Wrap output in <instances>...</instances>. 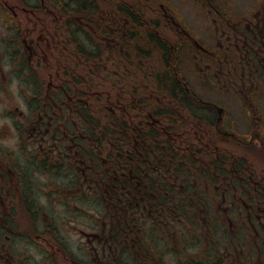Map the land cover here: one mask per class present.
I'll list each match as a JSON object with an SVG mask.
<instances>
[{
	"label": "flooded vegetation",
	"instance_id": "flooded-vegetation-1",
	"mask_svg": "<svg viewBox=\"0 0 264 264\" xmlns=\"http://www.w3.org/2000/svg\"><path fill=\"white\" fill-rule=\"evenodd\" d=\"M46 4V0H43L42 8ZM22 5L24 6L23 3ZM209 9L207 14L212 18V27L215 28L213 35L219 43L217 48L202 44L180 20H176L164 8L163 18L167 28L176 31L180 38L175 45L176 54L182 53L184 45H187V53L191 56L195 71L198 67L197 74L200 72L205 76L202 78L201 88L210 85L215 87L213 83H209L215 76L222 83L221 89L216 92L226 102V107L207 101L204 96L197 94L180 76L179 70H175L191 111L179 110L178 106L174 107L164 101L166 97L162 92L154 90L152 94L148 90V103L145 106H151V110L152 105L158 106L159 116H154L153 111L148 110L146 114L151 121L143 125L148 140L156 142L153 143L154 146L159 147V153L155 154V147L149 145L150 156H161V160L168 159L175 163L185 162L193 147L192 156L196 163L186 166L178 173L177 165L167 168L165 164L160 166L145 163L132 153L124 159L130 172L121 173V176L128 178L134 185L130 190L134 211L130 212L129 217L141 215L143 218L141 227L136 228L156 235L163 234L167 240L163 243L159 238L154 241L146 240L126 220L124 237L114 241L111 234L115 228H122V225L120 220L113 219V210L109 209H115L116 205L109 203L113 197L107 192V186L104 190L93 191L92 186L87 185L90 180L85 178L82 168L78 170L82 176H77L70 183L59 177L58 173L55 176L32 164L39 152L49 154L52 162L55 159L62 160V165L70 162L71 153L79 147L72 144L74 139L66 128L61 131L58 127H52L51 133L49 126L44 134H53L52 139H47L46 136L38 138L37 123H31L26 128L31 129V137L23 138L20 124L26 123L19 118L18 122L13 120L16 140L18 138L16 153L10 150L0 155V164L1 158L18 164L17 169L12 170L17 185L21 184L18 201H0V264H39L35 254L45 258L48 264H264V174L260 171L259 180L248 175L245 157L232 153L234 147L243 150L250 146L264 152V10L248 11L239 21H235L223 9L215 6H210ZM22 12L36 14L38 10L25 7ZM6 13L7 3L0 8V17ZM11 15L13 18L16 16ZM19 27L16 25L15 30H12L17 34L15 39H11L12 47H16L20 53L17 62L19 69L12 71V74L20 80V90H27L26 94L34 102H39L41 92L47 90L56 95L52 91L54 84L50 83L56 73L51 75L40 59H35L26 37L27 32ZM154 33L171 50L174 49L157 31L154 30ZM19 37L21 41L18 40ZM49 41L54 48L53 35ZM2 48L0 46V54ZM174 60L177 62L178 58ZM162 61L164 66L165 58ZM202 62L205 67L199 66ZM151 63L154 62L149 57L144 61L148 68ZM40 64L48 70L47 81L37 70ZM135 76L142 77L139 74L131 75ZM258 99L260 105L255 104ZM229 105L239 115L233 110L232 115H229L226 110ZM252 106L257 113L255 117ZM242 109L251 117L249 129H255L252 142L236 132L238 126L241 127ZM50 110L49 103L42 106L27 105L29 114L34 112L39 118L41 113H45L47 119H51ZM23 114L19 113L21 117ZM232 117H237V122ZM57 124L63 127L61 123ZM57 134L60 136L57 137ZM56 139H60L63 146L58 148V142L50 141ZM216 142L224 143L228 148L218 149ZM212 153L216 154L212 156ZM260 155L263 156L264 153ZM40 156L43 157L42 154ZM117 165L123 171L118 161ZM12 170L0 167L2 190H5L6 177L9 173L12 174ZM33 172L41 175L47 173V181L41 191L37 188L34 190L36 183L32 178ZM67 175L70 178V174ZM4 192H0V198L6 195ZM89 192L93 198L85 202L84 197ZM120 203L119 200L117 208H120ZM87 214L107 216L110 222L101 217L93 221L85 217ZM22 215L27 218L31 232L22 229ZM107 231L110 232L109 235L106 234ZM246 231L252 236L249 246L244 242ZM72 235L77 240L72 239ZM82 239L85 241H80ZM53 253L56 256L61 253L66 258L65 261L54 259Z\"/></svg>",
	"mask_w": 264,
	"mask_h": 264
},
{
	"label": "trees",
	"instance_id": "trees-1",
	"mask_svg": "<svg viewBox=\"0 0 264 264\" xmlns=\"http://www.w3.org/2000/svg\"><path fill=\"white\" fill-rule=\"evenodd\" d=\"M126 1H49L55 9H59L63 18L59 35L61 39L55 41L53 48L59 55L60 66L54 72L56 76L52 91L56 95H49L51 119H47L45 113H41L40 118H35L36 134L38 138L46 136L47 139H52V127H58L61 131L66 128L74 139L72 144H77L79 149L76 147V151L70 155V162L65 165L60 164L63 163L62 160L55 159L52 162L49 154L41 152L39 156L35 155L36 159L32 162L45 172L55 176L58 173L59 177L70 183L77 176H82V173L78 172L82 168L85 178L90 180L87 185L90 184L93 191L104 190L107 186V192L113 197L109 203H115L117 208L119 200L121 201L120 208H109L113 210V219L120 220L122 225V228H115L112 232L114 241L124 237L126 220L135 226L138 235L146 233L144 229L136 228L141 227L143 223L141 215L129 217L130 212L134 211V201L130 194L134 185L128 178L121 176L122 172H130L124 163L128 155L135 153L134 157L142 162L160 166L165 164L167 168L177 165L178 173L186 166L196 163L192 156L193 147L185 162L175 163L168 159L161 160V156H150L149 145L154 146L153 143L156 142L148 140L143 125L151 121L147 117V111H153L154 116H159V107L152 105L151 110V106H145L148 103L146 91L150 90L152 94L154 90L157 93L162 92L166 97L164 101L174 107L178 106L179 110L187 112L191 109L185 99L184 88L175 75L174 53L154 33L158 27V19H146L137 2ZM22 2L27 8H39L28 0ZM154 46L162 51L165 58L163 67L151 63L148 68L144 64ZM129 72L131 75L139 74L142 77H131ZM35 86L38 87L37 84ZM45 100L40 95L39 102L33 101L32 106H42L46 104ZM57 123H61L63 127H59ZM49 126L51 133L45 135L44 130ZM59 136L57 134V137ZM59 140L50 141L58 142L59 148L64 144ZM155 150V154H158L159 147H155ZM117 161L123 171L119 169ZM147 168L150 169L149 166ZM85 197L84 201L88 202L93 195L89 192ZM85 217L93 221L101 217L110 222L107 216L103 217L101 214H87ZM106 234L109 235L110 232L107 231Z\"/></svg>",
	"mask_w": 264,
	"mask_h": 264
},
{
	"label": "rangeland",
	"instance_id": "rangeland-1",
	"mask_svg": "<svg viewBox=\"0 0 264 264\" xmlns=\"http://www.w3.org/2000/svg\"><path fill=\"white\" fill-rule=\"evenodd\" d=\"M34 1L41 2V0ZM130 1H133L134 3L137 2L140 5L143 13L146 16V19H158V27L155 31H157L158 35L164 37L167 42H169L173 46L177 44V41L180 40V38L177 35L176 31L172 29H170V31L167 28L163 18V8L170 15L174 16L176 20H180L183 23L184 27L189 32H191V34L196 39H198L202 44L209 46L210 48L219 47V43L216 41V38L213 35V31L215 30V28L212 27V18H210L207 14V12L210 10V6H222L223 10L228 12V14H230L232 17L231 19H234L235 21H239L241 17L244 16L248 11L255 12V10H264V0H150L151 2L148 3H143L139 0H127L126 2ZM0 3L2 5L0 8H2L5 3H7V13L5 16L4 14H1L0 17V46H3L1 51L2 54H0V155H3L5 151L10 150H12L13 153H16L18 138L16 140L17 135L14 130L15 125L13 120H16L19 116L20 119H23V121L26 122L29 116L27 105L32 103V97L29 94H26L28 93L27 90H20V82L18 81V79L13 77L12 74V71H15V69H19V65L17 62L19 61L18 56L20 54L18 53L16 47H12L11 39H15L17 35L12 30H15L16 25H19V29H21L23 32H27L26 37L28 41H30V45L33 49V55L36 57L35 59H40L42 64L47 67L51 72V75H53L55 69H58L57 67L60 66V58L59 55L54 51L52 43L49 41V39H51V35L54 36V40L56 42L61 39L59 35L61 34L63 18L59 17L58 14H56L55 11L52 10V8L48 7L40 8V10L36 12V14L35 12L31 14H25L22 12L25 7L22 5L21 0H0ZM161 6H163V8ZM203 6L205 7V9L202 8ZM150 9H155L156 11L152 12L150 11ZM12 10L14 11L13 13ZM11 14H16V16H14L15 18H13ZM12 18L14 19L13 21ZM9 27L13 28L9 29ZM18 40L21 41V37H19ZM18 48L20 49L19 46ZM150 50L152 52H150L149 56L147 57H149L150 60L154 63L163 67L162 58H164V56L161 51H158L155 46ZM187 50L188 46L184 45V50L182 51V53H177V62L173 63V65L176 66V68L179 70L180 76L187 81L191 89H193L197 94L204 96L207 101H211L217 105H220L221 107H226L224 104L226 102L221 99L219 97L220 95L216 92L217 88L221 89L222 83H220L215 76L209 82L213 83L215 87H212L210 85L201 88L203 87L201 81H203L202 78H204L205 76H202L200 72L199 74H197L198 67L196 72L193 66V61L191 60V56L188 55ZM199 66L205 67L203 62L200 63ZM37 70L40 74H43L44 80L47 81L48 70L46 68H43L41 64L39 65ZM15 74L16 73H14V75ZM4 75H6V77H4ZM50 83L54 84V80ZM255 104L260 105V99H258V101L256 100ZM262 106L264 111V97ZM229 107L226 108L229 115H232L233 111H237L232 105H229ZM252 109L254 110L253 116L255 117L257 113L253 106ZM20 112L24 113L22 117L19 115ZM236 113L239 115L238 111ZM241 113V127L238 126L236 132L246 137V139L250 140L248 142H252L254 141L251 139H253L254 137L255 129H249V123L252 121L251 117L246 114L244 109H242ZM236 119L237 117H232V120L234 122L236 121ZM220 137L224 136L220 135ZM215 146L218 149L222 150H224V148H228V146L224 143L218 142H216ZM232 153H235L236 155L241 157H245L244 161L248 169H246L248 175L254 176L259 180L260 171H262L264 174V155H260L264 152L261 153L257 151L254 146H250L249 148L243 150L235 149L234 147ZM215 154L216 153H212V156H214ZM18 156H20L19 153ZM1 163L2 164H0V167L5 170H15L18 167V164L16 162H8L4 158H1ZM9 165L11 168L9 167ZM13 170L12 174L9 173V175H7L6 177L5 190H2L0 186V192L5 191L3 194H6L3 198H0L1 202H15L18 201L21 196L19 188L21 184L19 183V185H17V180L13 175ZM32 178L36 183L34 186V190L36 188L39 189V191L43 190V186L47 181V175H41L40 173L34 174L33 172ZM2 182L4 183V181ZM20 224L24 231L31 232V226L24 215H22L20 219ZM244 237V242L247 246H249L252 236L248 231H246ZM71 238L77 240L75 235H72ZM80 241L83 242L85 240L82 239ZM42 244L47 247L45 242L42 241ZM53 256L54 259H58L60 261H65L66 259L61 253L59 256H56L53 253ZM35 259L39 264H48L45 258H41L37 254H35Z\"/></svg>",
	"mask_w": 264,
	"mask_h": 264
}]
</instances>
